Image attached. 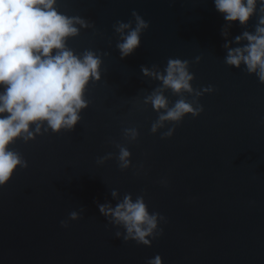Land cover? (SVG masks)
I'll return each mask as SVG.
<instances>
[{"label":"water","instance_id":"obj_1","mask_svg":"<svg viewBox=\"0 0 264 264\" xmlns=\"http://www.w3.org/2000/svg\"><path fill=\"white\" fill-rule=\"evenodd\" d=\"M57 8L93 24L67 45L99 52L101 79L88 84L89 105L73 130L42 129L9 146L28 166L0 186V264H146L156 254L163 264H264V84L243 65L224 63L225 21L213 0H57ZM133 10L149 27L121 59L113 25L132 20ZM255 23L254 16L247 30ZM228 30L232 38L244 29L233 22ZM168 58L190 62L193 88L214 90L196 98L198 116L186 114L162 139L173 124L150 132L158 113L143 98L160 82L140 67L162 70ZM164 95L169 107L179 99L170 89ZM132 127L135 140L124 133ZM117 145L131 152L128 169L118 167ZM108 153L113 158L98 164ZM112 189L143 195L148 210L166 218L151 246L115 237L123 229L97 208ZM72 211L78 219H68Z\"/></svg>","mask_w":264,"mask_h":264},{"label":"clouds","instance_id":"obj_2","mask_svg":"<svg viewBox=\"0 0 264 264\" xmlns=\"http://www.w3.org/2000/svg\"><path fill=\"white\" fill-rule=\"evenodd\" d=\"M213 4L225 21L220 33L224 39L221 47L226 52L224 63L237 69L243 65V70L255 74L264 84V0H213ZM131 16L132 20H117L113 25L118 34L115 47L121 59L140 47L141 34L149 27L135 10ZM254 16L256 23L249 31L247 25ZM233 22H238L244 30L229 38L228 29ZM91 27L93 24L79 15L60 12L57 0H0V186L10 180L17 166H28L27 161L9 147L16 139L27 143L49 130L53 133L71 131L80 121V113L89 105L85 97L87 86L101 79L102 58L91 49L76 54L68 47L67 40L79 35L81 29ZM195 60L199 62L200 57ZM189 63L186 59L168 58L162 70L155 64L140 67L144 77L160 82L143 98V104H151L158 113L150 132L156 133L165 122L173 124L161 133L162 139L173 134L175 124L186 114L193 118L198 116L203 106L196 98L214 90L212 85L193 88L190 82L194 74L189 71ZM165 89L179 97L171 107L164 95ZM185 93L193 99L188 101ZM124 133L132 140L138 136L134 127L125 128ZM117 147L118 167L128 169L131 152L127 147ZM111 158L113 153H108L99 157L97 163L103 164ZM160 182L167 183L164 179ZM110 195L111 200L97 202V208L109 224L123 229V233L115 232L116 238L151 246L152 240L163 234L159 224L166 223V218L156 211L150 212L143 195L133 200L131 193L121 197L116 189H112ZM78 218L76 211L69 213L68 219ZM60 224L67 227V221L62 220ZM146 264H163V260L156 254L148 258Z\"/></svg>","mask_w":264,"mask_h":264}]
</instances>
